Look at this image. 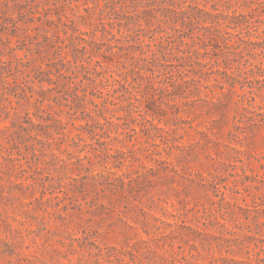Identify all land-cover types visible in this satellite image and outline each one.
<instances>
[{"label":"rangeland","instance_id":"1","mask_svg":"<svg viewBox=\"0 0 264 264\" xmlns=\"http://www.w3.org/2000/svg\"><path fill=\"white\" fill-rule=\"evenodd\" d=\"M225 2L60 0L53 6L50 0L45 14L35 7L38 0H0V63H27L23 73L10 72L0 83V109L6 108L0 118V264H264V12L237 27L230 20L208 30L176 13H195L196 6L213 14L249 11ZM138 18L144 27L168 33L157 48L150 42L156 34L139 30ZM149 43L164 72L188 81L173 100L147 89L135 102V112L154 103L153 123L162 130L142 123L138 113L108 105L106 117L123 129L105 130L106 150L82 162L88 170L76 163L59 172L51 154L86 155L73 145L81 142L76 135L88 143V136L99 138L94 120L103 121L92 104L106 90L76 76L73 58L108 75L123 65L141 66L140 53L152 54ZM107 46L116 48L105 53ZM54 62L63 76L38 73ZM66 77L79 95L89 94L85 110L64 95ZM6 87L19 94L25 89L29 98L4 94ZM26 114L42 128L17 132L11 123ZM55 121L66 129L61 148L53 145L52 153L29 135L37 132L50 142L54 127L45 126ZM81 124L93 133H81ZM13 143L24 160L8 150ZM32 152V166L40 170L33 180L26 164Z\"/></svg>","mask_w":264,"mask_h":264},{"label":"trees","instance_id":"2","mask_svg":"<svg viewBox=\"0 0 264 264\" xmlns=\"http://www.w3.org/2000/svg\"><path fill=\"white\" fill-rule=\"evenodd\" d=\"M33 2H36V0H33ZM228 2H232L234 6L239 5L240 7H245L246 9H249V11L246 14H240V15H236L234 12L232 15L228 13L213 14L203 8H197L196 6L195 13H192V12H176V13H182V16L186 15L188 19H193L196 22L203 23L204 25L202 29L208 30L212 28L214 24L216 25L226 24V23H229L227 21H230V20H231L232 25L237 27L245 23L248 18L254 17L255 16L254 14L256 12L258 11L262 13L264 12V0H249V2H246L245 0H243V3L241 4L239 0H226L225 3H227V5H231ZM57 3H60V0H54V3L52 5L53 6L57 5ZM50 4H51L50 0H38V4H36L35 7L38 6L42 8L46 12L45 14H47ZM162 17L164 18L167 16L163 14ZM237 17L241 19H245V20L243 22L241 21L234 22V20L232 19L236 20ZM9 20L14 28L17 27V22H18L17 20H15L14 18H9ZM141 20H144V19L138 18V20H134L136 21L134 23L137 25L139 30H147L148 32L156 34L154 39L153 37L152 38L150 37L151 39L150 42H153L154 43L153 46L157 48L165 40L164 36H168V33H165V35H161V33L163 32H158V31L153 30L152 26L148 24L146 25V27H144L143 24L141 23ZM176 21L178 20L176 19ZM156 22L159 25V23L161 22V19L159 20V18H157ZM261 22L264 23V21H261ZM239 23H242V24H239ZM74 31H76V29H74ZM139 39L140 38L138 35V40ZM81 41H85V40L81 38ZM248 43L252 44L253 42H248ZM210 45L213 46L212 40H210ZM145 46L150 50L152 54L149 58H147L144 56L145 52L140 53L141 56L138 58V62H142L141 66L131 64L130 66L126 67L125 65H123L122 70H117L116 72L112 71L108 73V75H106V73L104 74L103 72L97 70L96 65L90 66V64L88 63V66H84L83 64H80L81 62H78L76 58H73L74 67L71 69V71H73V73H75L76 76H81L82 81H87L88 83H91V84L98 82V84L101 85L104 90H106L104 95L97 96L101 99L100 103L92 104L94 107L93 111L96 113L97 117H100L103 121L99 122L97 120H94L91 114L89 113L87 114V117H89L90 119L96 122L94 129L100 130L101 134H99V138H96L97 134H94L93 136H88L89 140L91 141L89 143L84 137L81 136V134L76 135V137L79 138L81 142L80 143L73 142V145H75V147H78L79 145H81L82 150H80L79 152L87 150V154L82 157L76 156V158H74L71 155V153H68L66 154L68 158L64 159L59 155H55V153L53 152L52 146L56 145L57 147L56 149L61 148L60 145L63 144V139L65 138L63 137L64 134L62 135L63 133L62 130L66 129L65 128L66 124L63 123L62 121H55L57 122L55 126L54 125L52 126L50 124L45 126L46 130L48 128L54 127L53 129H54L55 135L50 136L51 137L50 142L38 139L37 132H35L33 135H29V139L35 140L37 144H39L40 142L45 143V144H40L41 145L40 149H49L50 152L54 153V154H51V153L50 154H51V157L53 156L52 160L55 163H60L59 172H64L66 174L67 170L70 167L74 166L76 163L81 164L83 167H85L88 170L89 167L85 166L82 162L85 159L89 160L90 154L94 156H98L99 152H101L102 150H106L105 148L106 141L103 139L104 138L103 136H108V135L105 130L107 129V131H110L109 130L110 127H113L115 131H118V129L123 127V124L115 123L113 120H111V118L106 117L105 113L111 112L110 110L107 109L108 105H111L112 107L118 106L121 110L126 111V113H138V116L140 117L142 123L144 124L147 123L151 125L153 128H155L156 130H162L160 128H157V126L153 123L155 119H158V116L156 113L157 110L155 108L154 103L148 102L147 104L144 105L143 108H140V110L135 112L133 109L135 102H140L141 98H144L145 95H148L147 89L161 90L162 92L166 93L165 97H168V99L173 100L179 97V95H181L182 92L184 93L188 89V81L185 80L184 77L181 75L172 76L168 72H164V70L161 69V68H164L163 67L164 64H162L158 59L159 58L158 53H157L158 51L156 49L152 50L151 49L152 45L150 43L146 44ZM192 46L193 45H191V47ZM228 47H230L231 49H236V46H233V45H230ZM64 48L65 46H61L59 47V50H62ZM113 48H116V47L107 46V50L105 49L104 52L112 53L111 49ZM121 49L122 48L119 47V51H121ZM193 51L196 53H199L198 49H195ZM67 63L71 64L69 60L67 61ZM26 64L27 63L23 62L21 59L16 60L12 65L8 63L6 64L0 63V83H4L6 77L9 76L10 72H11V75H18V74L23 73V71L26 69ZM60 65L61 67H64L63 63ZM46 67H47L46 71L41 70V72H38V73L51 74L53 71H55V73H57L59 77L63 76L62 73H59L61 71V68H58V64H56V62L48 63ZM197 74H199L200 77L201 75H205L199 72ZM224 75L228 76L227 73H225ZM34 79L37 80L38 83H42L44 81L42 80V78L38 76H35ZM29 81H32V80L29 79ZM47 81L49 82L50 80H47ZM191 81L200 83V80L192 79ZM11 88L14 89V87H11ZM11 88L6 87V91L4 92V94H9V95L11 94L12 96L18 99L26 100L29 98V97H26L27 95H26L25 89H22L23 93L19 94L17 92H14V90H12ZM139 89H142V91H139ZM81 93L82 95H79L77 88H74V85L72 84V79H70L69 77H66V82L64 84V95H67L68 98L71 99V103L74 104V107L76 106V108H83V110H85L86 109L85 105L88 102L91 103V101L87 100V95L89 94H85V91H81ZM138 94H140L139 97L137 96ZM94 95L95 94H92V96ZM124 103H125V107L123 106ZM5 112H6L5 107H3V109H0V118L2 115H5ZM17 119H21V117L19 116ZM117 119L120 120V118H117ZM11 126L14 127L17 132H20V133L23 132L26 134H30V132L34 128H42L40 124H36L32 122L28 114H26L25 117H23V120L21 122L15 121L11 123ZM86 126L82 124L79 125V130H81V133L92 134L93 130H86L85 128ZM60 135H62V137H60ZM7 144L9 145L8 142ZM70 146L72 147V145ZM10 149L16 150L17 155L20 156L22 160L25 159L24 158L25 156H22L17 144L15 143L10 144V148L8 150ZM36 157H37L36 152H32L29 161L26 163L28 165L27 167L29 171L32 172L31 176H29V179H32V180L37 178L38 175H40V172H39L40 170L33 168V166L37 165ZM110 157L111 155H109V153H106V158H110ZM2 158L4 160L15 159L19 161V159L14 158V157L12 158L2 157ZM53 166L55 167V165ZM20 169H21V166H20ZM23 171L29 172L27 170H23ZM40 179L42 180V183L46 182V177H43ZM47 179L49 180V177ZM197 256H201V254L198 251H197ZM194 264H198V263H194Z\"/></svg>","mask_w":264,"mask_h":264}]
</instances>
